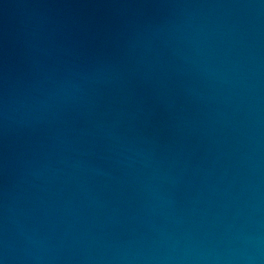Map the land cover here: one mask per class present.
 <instances>
[{
    "label": "water",
    "instance_id": "1",
    "mask_svg": "<svg viewBox=\"0 0 264 264\" xmlns=\"http://www.w3.org/2000/svg\"><path fill=\"white\" fill-rule=\"evenodd\" d=\"M0 264H264V0H0Z\"/></svg>",
    "mask_w": 264,
    "mask_h": 264
}]
</instances>
